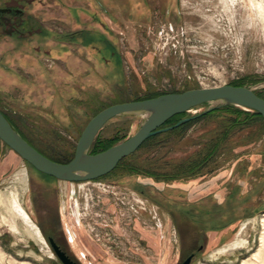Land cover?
<instances>
[{"label": "rangeland", "instance_id": "rangeland-1", "mask_svg": "<svg viewBox=\"0 0 264 264\" xmlns=\"http://www.w3.org/2000/svg\"><path fill=\"white\" fill-rule=\"evenodd\" d=\"M0 7L19 9L24 20L20 32L0 25V110L55 162L69 163L88 123L112 105L224 85L264 97V0H0ZM10 18L19 20L15 13ZM234 119L222 112L158 134L86 186H57L0 141V264H62L35 209L46 221L57 188L67 210L63 204L70 207L83 186L145 189L149 204L134 197L149 216L125 201L130 221L122 231L112 223L109 203L107 223L99 226H79L76 213L75 221L64 213L82 264H182L200 246L191 264H264V122L233 126ZM144 120L114 118L95 143L123 142ZM214 148L202 170L163 181ZM5 199L16 201L30 223L13 217Z\"/></svg>", "mask_w": 264, "mask_h": 264}, {"label": "water", "instance_id": "water-1", "mask_svg": "<svg viewBox=\"0 0 264 264\" xmlns=\"http://www.w3.org/2000/svg\"><path fill=\"white\" fill-rule=\"evenodd\" d=\"M7 11L1 10L0 13ZM206 104L215 105L205 113L234 106L244 111L258 113L264 119V99L258 96L254 89L224 85L112 105L91 119L77 143L74 158L65 164L55 162L41 154L14 129L1 111L0 141L41 175L60 181L87 182L98 180L113 172L122 160L134 154L150 138L172 131L193 119L186 118L175 126L163 128L173 117L189 113ZM123 115H145L146 118L133 136L104 152L91 154V149L105 125ZM48 243L56 249V256L62 264H77L65 253L59 251L52 240ZM192 259L193 257L190 256L182 264H191Z\"/></svg>", "mask_w": 264, "mask_h": 264}, {"label": "flooded vegetation", "instance_id": "flooded-vegetation-1", "mask_svg": "<svg viewBox=\"0 0 264 264\" xmlns=\"http://www.w3.org/2000/svg\"><path fill=\"white\" fill-rule=\"evenodd\" d=\"M0 9L2 10V9H6V8L0 7ZM8 10H11V12L7 11V13H0V25L8 26V28L10 29L11 32H12V30L14 31L15 25L19 26L18 28H19V32H20V30L22 29V27L24 25V20L22 17L23 12H21L19 9H15V8H8ZM14 13L17 16H19V20L16 19V22H15L16 24L13 22L12 18H10V16ZM50 178L53 179L54 183L57 186L59 184H62V181L57 180V179L52 178V177H50ZM98 180H103V179H98ZM93 182H96V180L87 181L84 184L86 186V185L91 184ZM77 183H79V182L74 183L75 186L77 185ZM67 184L72 185V183H70V182H67ZM85 186L79 188L80 190L78 191L79 192L78 196L76 195L77 191H75V193L72 194V197H71L72 202H70V207H68L66 204L68 211L62 209V202L60 200L58 188L54 191V193H55L54 205L52 208H50L51 210L49 211V214H47L48 219L46 221L42 220L43 218L40 216L41 214L39 213V209H35L36 210V216L38 217L37 220L39 221L40 227L42 228L43 232L45 233L48 241L52 240L54 242L55 246L59 249V251L65 253L72 261L76 262L77 264H82V263H80L78 261V259L75 257V255L73 254L71 244L74 243V239L71 238L70 232L68 230H66V228L63 225V217L65 216L64 213L71 216L74 221H75L74 214L76 213V215H78L79 221L76 220L75 222L79 226L85 227V226H87L86 223L89 225L99 226V225H103V222L107 223V215L103 214V211L107 212L106 209L104 210V205H105V203H109V205L114 206L113 210L111 209L112 210L111 211L112 223H114V225H115L117 222L116 226L119 228V230H122V231L124 229L123 226L128 225V221H130L129 219L127 220L126 215L123 213L124 210H126L128 208V207H126L127 204L125 201H128V205H131V207H133V210H135V211H136V206H137V208L140 210L139 213L141 216H145V217L149 216V213H148L146 207H144L145 203L139 199H136V197H134V196H137L141 199L143 198V199H145L146 203L149 204V198H148V195L146 194L145 189H138L137 190L134 188V190L124 191V190H121L120 188L119 189L118 188L101 189V188H98L96 186H93V187H85ZM76 189L77 188H75L74 190H76ZM118 190H120V191H118ZM105 192L108 193L109 195H111L112 197L115 196L117 198V200L119 201V203H117L115 200H113V198H111L108 194H105ZM109 199H112L111 202H109ZM132 201L133 202L135 201V204H132ZM72 203H74V211L75 212L71 211L72 210V208H71ZM85 211H87V213H85ZM45 213L46 212H44V215H45ZM131 215H132V213H131ZM108 226H111V225L108 224ZM141 245H143L144 248H147V249L150 248L148 241L141 242L140 246ZM51 248L55 253L56 249L52 246H51ZM202 249H203V247L200 246L197 251L202 250ZM133 250H136V249L133 248ZM139 250H140V248L137 249V251H139ZM197 251L192 252L187 258H189L190 256H192L194 258ZM143 253H144V251H143ZM120 254L125 256L126 253L121 251Z\"/></svg>", "mask_w": 264, "mask_h": 264}, {"label": "trees", "instance_id": "trees-1", "mask_svg": "<svg viewBox=\"0 0 264 264\" xmlns=\"http://www.w3.org/2000/svg\"><path fill=\"white\" fill-rule=\"evenodd\" d=\"M237 86H243V85H237ZM166 95V94H165ZM162 95H155V96H151L147 99H139L138 101H143V100H148V99H153V98H157V97H160ZM258 96H260L261 98L264 99V97L261 95V94H258ZM1 111V110H0ZM2 112V111H1ZM222 112H226V113H230L232 115L235 116V119L234 120H231V125L233 126H242L243 124H247L251 121H257V120H261L264 122V119L263 117L258 114V113H255V112H247V111H244L238 107H234V106H228V107H224V108H221V109H218V110H214L212 112H208V113H205L201 116H198V117H195L194 119H192L191 121H189L188 123L184 124V125H181L175 129H173L172 131L170 132H167L165 134H172L174 132H177V131H180V130H183L184 128L194 124V123H197L199 121H201L202 119H205L209 116H212V115H215L217 113H222ZM4 113V112H3ZM5 114V113H4ZM5 116L7 117V119L9 120V122L11 123V125L14 127V129L19 133V129L17 127V125L13 122V120H11L9 118L8 115L5 114ZM186 117V113L185 114H182V115H178V116H175L173 117L172 119H170L165 125L163 128H166V127H171V126H175L176 124H178L181 120H183L184 118ZM242 117H244V119L242 120ZM158 135L150 138L149 140L146 141V143L150 140H154L156 139ZM25 139V138H24ZM118 140H113V141H110V142H107V143H103V142H99L97 141L94 146L92 147L91 149V154H98V153H101V152H104L106 150H108L109 148H111L115 143H117ZM31 144V143H30ZM32 145V144H31ZM37 149V148H36ZM39 151V150H38ZM41 154H43L41 151H39ZM217 151L215 150H212L210 155H208L206 158H203V159H199L197 160L195 163H191L190 165L186 166V167H182L180 168L179 170H177L176 172L174 173H166L164 174L165 176L163 177V181L165 182H170V181H174V180H178V179H183V178H188V177H191L193 174H195L196 172L202 170L204 167H206L213 159L212 157H214L215 153ZM45 157L49 158L48 156H46L45 154H43ZM51 159V158H49ZM52 160V159H51ZM55 161V160H53ZM57 162V161H56ZM119 167V165H118ZM117 167V168H118ZM116 168V169H117ZM190 171V172H189ZM149 178H152V179H158L159 177L155 174H149L147 173L146 174ZM178 222V221H177ZM178 224V223H177Z\"/></svg>", "mask_w": 264, "mask_h": 264}, {"label": "bare ground", "instance_id": "bare-ground-1", "mask_svg": "<svg viewBox=\"0 0 264 264\" xmlns=\"http://www.w3.org/2000/svg\"><path fill=\"white\" fill-rule=\"evenodd\" d=\"M259 8H260V11H261L262 10L261 5H260ZM261 13H262V11H261ZM145 118H146V116H145ZM81 183H83V182H81ZM62 184L67 185V181H62ZM73 184L74 183H72V185ZM3 204L8 208V212L10 214H12L13 217L20 216L24 221L30 223L29 222L30 219H29L28 215L25 213V211L22 209V207L20 205H18V203L16 201L10 202L7 199H5ZM64 206H66L65 203H64ZM72 206L74 207V203H72ZM72 211H73V209H72ZM35 231H36V233H38L37 229Z\"/></svg>", "mask_w": 264, "mask_h": 264}]
</instances>
